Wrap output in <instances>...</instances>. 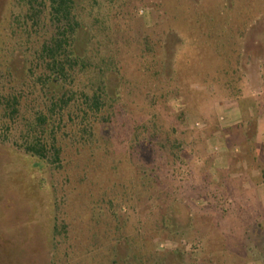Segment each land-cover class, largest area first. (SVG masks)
<instances>
[{
  "label": "rangeland",
  "instance_id": "rangeland-1",
  "mask_svg": "<svg viewBox=\"0 0 264 264\" xmlns=\"http://www.w3.org/2000/svg\"><path fill=\"white\" fill-rule=\"evenodd\" d=\"M73 12L91 67L50 125L58 158L25 151L35 96L0 137V264H264V197L236 167L264 125V0H74ZM30 14L0 0V33L21 42ZM97 90L99 109L85 95Z\"/></svg>",
  "mask_w": 264,
  "mask_h": 264
},
{
  "label": "trees",
  "instance_id": "trees-1",
  "mask_svg": "<svg viewBox=\"0 0 264 264\" xmlns=\"http://www.w3.org/2000/svg\"><path fill=\"white\" fill-rule=\"evenodd\" d=\"M18 1L22 11L31 13L29 18L32 21L29 24L25 20L21 42L11 38L6 29L0 33V123L5 125L0 137L8 139L14 115L25 114L20 107L22 100L35 96L41 102H37L36 122L29 125L23 140L25 151L32 157L45 160L53 149L56 159L60 148L54 144L55 137H52V144L47 141L50 132L54 134L50 125L63 116L65 107L75 98V90L68 92L72 81L79 73L86 76L91 65L88 54L80 55L74 48L76 29L80 26L73 12L74 0ZM103 80L99 75L98 81L103 84ZM58 87L64 90L62 95L57 94ZM99 88L102 90V86ZM85 95L99 109L98 90L91 96ZM155 264L161 263L157 261Z\"/></svg>",
  "mask_w": 264,
  "mask_h": 264
},
{
  "label": "crops",
  "instance_id": "crops-1",
  "mask_svg": "<svg viewBox=\"0 0 264 264\" xmlns=\"http://www.w3.org/2000/svg\"><path fill=\"white\" fill-rule=\"evenodd\" d=\"M257 130L254 132V134L251 136L252 140L254 141V146L251 151V156L246 157L245 160L239 162L236 164V167L242 168L243 171H239V175H244L242 178H239L240 182H242V185L245 187L248 191H253L252 195L255 199L264 197V169L262 166H264V125L262 127L256 128ZM246 133H241L239 136L240 143H243L245 139L250 140V136ZM242 165V167H241ZM231 167V164L228 163V165H217L218 169L220 167ZM225 168V169H227ZM223 169V168H221ZM229 169V168H228ZM232 170H234V165L232 166ZM241 170V169H240ZM224 171V170H219ZM231 171L227 170V174ZM226 173L225 171L223 174ZM234 175V174H232ZM246 180V181H245ZM246 184V185H245ZM225 189V188H224ZM256 191V193H255ZM253 200V199H252ZM257 206H260V211L264 210V206L262 204L258 203ZM258 211V208L256 209Z\"/></svg>",
  "mask_w": 264,
  "mask_h": 264
},
{
  "label": "built area",
  "instance_id": "built-area-1",
  "mask_svg": "<svg viewBox=\"0 0 264 264\" xmlns=\"http://www.w3.org/2000/svg\"><path fill=\"white\" fill-rule=\"evenodd\" d=\"M196 124H197V125H200V123H199V122H197Z\"/></svg>",
  "mask_w": 264,
  "mask_h": 264
}]
</instances>
